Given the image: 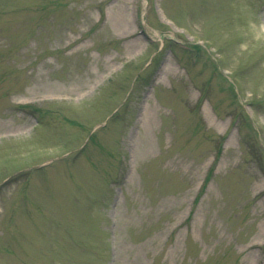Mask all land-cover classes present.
Here are the masks:
<instances>
[{
    "label": "rangeland",
    "instance_id": "374dc122",
    "mask_svg": "<svg viewBox=\"0 0 264 264\" xmlns=\"http://www.w3.org/2000/svg\"><path fill=\"white\" fill-rule=\"evenodd\" d=\"M260 144L264 0H0V264H264Z\"/></svg>",
    "mask_w": 264,
    "mask_h": 264
}]
</instances>
